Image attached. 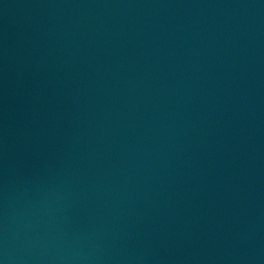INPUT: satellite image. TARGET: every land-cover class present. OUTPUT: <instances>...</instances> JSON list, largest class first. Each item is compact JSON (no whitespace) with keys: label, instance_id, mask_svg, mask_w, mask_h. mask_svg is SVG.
<instances>
[{"label":"water","instance_id":"obj_1","mask_svg":"<svg viewBox=\"0 0 264 264\" xmlns=\"http://www.w3.org/2000/svg\"><path fill=\"white\" fill-rule=\"evenodd\" d=\"M0 264H264V0H0Z\"/></svg>","mask_w":264,"mask_h":264}]
</instances>
